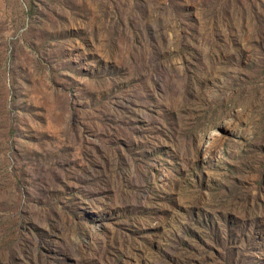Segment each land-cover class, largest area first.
Here are the masks:
<instances>
[{"label": "rangeland", "instance_id": "obj_1", "mask_svg": "<svg viewBox=\"0 0 264 264\" xmlns=\"http://www.w3.org/2000/svg\"><path fill=\"white\" fill-rule=\"evenodd\" d=\"M0 264H264V0H0Z\"/></svg>", "mask_w": 264, "mask_h": 264}]
</instances>
